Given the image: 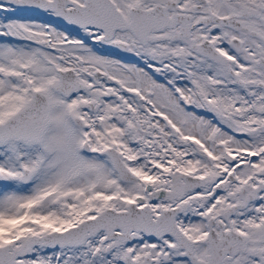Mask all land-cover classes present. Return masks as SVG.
<instances>
[{
  "label": "flooded vegetation",
  "instance_id": "flooded-vegetation-1",
  "mask_svg": "<svg viewBox=\"0 0 264 264\" xmlns=\"http://www.w3.org/2000/svg\"><path fill=\"white\" fill-rule=\"evenodd\" d=\"M110 1L115 6L107 13L111 21L102 20L93 28H68L55 12L46 15L22 12L5 20L31 21L34 31L45 36L35 40L19 36L10 39L37 46L41 54L35 56V60L19 64L17 78H21L24 85L22 89L17 86V91H20L19 98L24 95L29 100L17 113L23 112L35 92L45 94V89L51 90L52 74L48 76V72L41 71L40 76L46 80L44 88L34 90L36 81L30 70L56 67L64 59L57 51V43L67 46L78 43L87 46V51L96 57L114 58L143 69H133L131 88L98 93L97 101H89L94 102L93 109L83 106L87 114L74 115L73 109H69L65 118L70 123L69 116L73 121L82 117L86 126L75 125L77 137L84 131L93 139L89 149L83 145L81 152L88 158L96 156L100 160L93 169L98 171L94 178L103 183L104 197L109 199L104 208L126 209L128 203L120 202L119 184H136L137 189L129 196H135L131 204L137 208L148 206L153 219L169 210L174 214L177 227L192 241L193 249L207 244L205 250L209 256L208 221L211 220L220 238L221 231L238 233L237 256L224 264H240L241 261L248 264L247 259L250 264H264V239L250 235L253 228L264 226V0ZM80 4H84V0ZM76 62L97 66L93 70L101 68L96 65L95 57L93 60L76 59ZM82 71L77 72L78 76ZM92 71L84 74L94 83ZM98 75L96 86L102 81L98 77L108 79L101 70ZM113 83L118 82L113 80ZM157 83L165 85L180 108L167 109L158 102L159 95L154 91ZM121 91H130L127 95L133 99V104L122 102L123 108L103 112L102 101L112 100L123 93ZM159 93L166 100L165 91ZM191 113L214 124L209 143L197 134L194 141L191 133L183 130V127L188 130V123L182 117H189ZM176 114L180 120L175 118ZM48 117L49 129L53 119L49 114ZM206 143L209 147L221 148L225 154L221 161L213 160L211 167L204 171L194 165L191 151ZM109 148L121 153L124 164L137 176L136 182L122 181L107 154ZM74 149L77 154L76 144ZM229 150L234 155L230 160ZM194 177L202 178L199 187L194 188ZM259 188L261 190L255 192ZM169 194H175L177 199L166 201ZM98 202L100 205L103 198ZM226 203L230 204L219 212ZM245 203L246 207H242ZM63 213L60 218L64 220H54L47 232L63 231L83 221L74 211ZM200 223L203 232L198 234L194 229ZM95 238L89 237L84 248ZM117 242L130 253L129 264H136L133 260L138 249L148 252L147 260L150 255L156 261L183 255L185 263L191 264L186 250L170 237L160 241L143 237L130 244ZM108 264L128 263L125 257L111 253Z\"/></svg>",
  "mask_w": 264,
  "mask_h": 264
},
{
  "label": "rangeland",
  "instance_id": "rangeland-1",
  "mask_svg": "<svg viewBox=\"0 0 264 264\" xmlns=\"http://www.w3.org/2000/svg\"><path fill=\"white\" fill-rule=\"evenodd\" d=\"M16 8L9 0H0V40L3 39L0 41V123L28 103V97L22 94L23 98H19L20 91H17V86L22 89L24 85L20 80L21 78H17L21 69L19 64L25 60H35V56L41 55L39 47L30 43L14 42L12 40L15 36L30 40L45 37L44 33L39 36L40 32L34 31V23L31 21L19 19L5 21L10 12H19ZM248 8L253 9L252 6ZM71 38L77 41L76 37L72 35ZM57 45V51H60L64 59L60 60L61 62L56 67L72 68L76 72L83 70L78 76V80L90 84L91 80L85 76L84 72H91L97 66L87 65V63L78 65L76 59L81 61L82 58L93 60L95 57L96 65L101 67H98L100 70L108 73V79L106 80L102 77L100 80H103L100 81L99 86H94L89 91L65 98L54 90V87L59 84L56 67L45 68L43 66L41 70H30L31 73H34L32 77L36 81L34 90H43L42 88H44L46 80L40 76L41 71L48 72V76L52 74L51 90L45 89L44 91L49 96L50 107L48 114L53 119V125L47 130L39 143H19L13 140L0 144V245L7 241L14 247H19L25 239L32 235L45 234V232L48 233L46 235L51 234V232H47L50 229L48 222L53 220L56 222L63 221L64 219L60 218L64 214L63 212L75 206L88 205L81 212L83 216L91 214L98 209L90 205H97L94 197L98 198V193L104 190L103 183L100 181V184H97L98 182L94 178L96 177L95 173L98 171L93 168L100 164V160L96 156L88 158L81 151H78L80 154H76L74 149L77 140L79 148L85 141L93 144V139L88 137L87 133L78 139L76 133L78 127L75 124L66 122L65 118H67L69 109H73L74 115L77 113L87 114V110L86 112L83 111V104L87 101H97L96 96L98 93L106 94L115 92V89L118 90V88H131L133 86V76L131 74L133 69L143 71V69H139L134 64L125 65L114 58L96 57L94 53L87 51V46L79 45L78 43L71 46H67L64 43H57ZM56 53H51V55ZM31 63L34 65V62ZM113 80L118 83L114 84ZM161 90L165 91L166 100L161 97L159 93ZM154 91L160 96H157V99L163 107L173 110L180 108L164 84L157 83L154 86ZM129 92L124 91L116 95L112 100L102 101L103 104L101 103L100 108L103 112L105 110L123 108L121 106L122 102L130 106L133 104V99L127 95ZM86 117L91 119L90 115H86ZM175 118L180 120V116L177 114ZM182 118L188 123V130L183 127L185 132L197 134L207 140L208 143L211 141L215 126L207 118L194 115L193 113L189 114V117L183 116ZM92 127L94 126L92 125ZM128 149L131 152V149ZM215 149L220 148L215 147ZM191 154L194 157L196 166L206 163L207 159L203 155V149L201 151L194 149ZM23 167L30 169L34 173L33 181L29 185H23L19 180L21 168ZM129 181L136 182L126 180V182ZM122 188L130 196L137 189V186L136 184L124 183ZM171 199L176 200L177 196L169 194L166 197V201ZM93 201H95V204H92ZM230 203L222 206L219 212ZM23 225L26 228H21ZM6 226L9 228H3ZM202 227L200 223L194 230L199 234L203 232ZM7 230L13 235L12 239L8 240V238L1 237ZM103 234V232L98 234L97 238L86 245V247L90 248L89 254L87 253L88 249L84 248V246L75 248L64 247L59 250L61 252L51 247H35L32 256L23 258V260L25 264H108L111 253L113 256L119 257L127 255V249H123L116 240L112 239L104 242L101 238ZM250 235L264 239V226L253 228ZM206 246L207 244L196 246V252L204 259L208 256V250H205ZM144 247H148V245L144 244ZM137 251L138 254L133 260L136 264H155V262H158L156 264H186L185 259L182 257L183 255L180 257L174 255L163 261L160 259L156 261V258H153L152 255H150L149 260L146 259L148 256L147 251H141L140 249ZM249 262L247 259L248 264H250ZM240 264L244 263L241 261Z\"/></svg>",
  "mask_w": 264,
  "mask_h": 264
},
{
  "label": "water",
  "instance_id": "water-1",
  "mask_svg": "<svg viewBox=\"0 0 264 264\" xmlns=\"http://www.w3.org/2000/svg\"><path fill=\"white\" fill-rule=\"evenodd\" d=\"M100 2L104 9L97 11L96 8ZM16 5H21L23 9L28 11H35L38 14H45L47 10L56 11L61 20L67 25L79 26H95L102 20L107 18V13L112 10L107 0H86L84 6L72 0H13ZM67 4H72L70 9L66 8ZM99 72L96 71L95 75ZM76 74L72 69L60 71L61 84L56 88L65 97H69L74 93L89 89L83 83L75 80ZM89 103L88 105H90ZM86 105V107L88 106ZM49 107L48 98L42 93H37L31 103L23 110L22 113L16 114L11 118L0 123V144L11 140L26 141V142H40L45 133L50 121L47 116ZM90 109H93L89 106ZM32 114V117H28ZM80 122V120H77ZM112 151V150H111ZM110 155L117 160L118 155L111 152ZM119 162V161H118ZM121 166L122 178L125 167L119 162ZM32 174L24 169L22 175L23 182H29ZM244 206V205H243ZM133 208V207H132ZM147 218L146 223L141 221V217ZM159 221L153 222L150 219L149 211L143 213L140 210L129 209L127 211L116 212L112 209L103 212L96 218L81 223L78 227L64 232L49 234L42 237H32L28 239L20 248L13 249L11 245L0 247V264H24L23 257H29L36 246H49L64 248L67 246H80L85 242L88 233L96 235L100 230L104 229L108 235L109 240L116 237H123L126 241H130L138 235L131 234V230L144 231L149 236L161 238L163 235L171 234L182 248L186 249V255L194 262V264H222L226 260H231L236 253L233 242L234 236L229 233L227 236L223 233L221 240L214 239L211 236L210 240V258L207 261L197 260L196 255L193 254L192 243L187 237L181 233L173 225L172 227H165L162 225L163 217ZM165 221V220H164ZM115 229H120L121 234H116ZM134 235V236H133ZM230 241V250L221 249V242ZM228 245V243H226ZM10 250H12L10 252Z\"/></svg>",
  "mask_w": 264,
  "mask_h": 264
}]
</instances>
